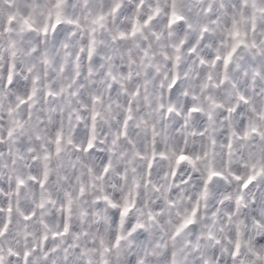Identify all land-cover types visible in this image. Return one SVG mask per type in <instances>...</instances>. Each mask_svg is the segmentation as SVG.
<instances>
[{"label": "snow or ice", "instance_id": "snow-or-ice-1", "mask_svg": "<svg viewBox=\"0 0 264 264\" xmlns=\"http://www.w3.org/2000/svg\"><path fill=\"white\" fill-rule=\"evenodd\" d=\"M0 264H264V0H0Z\"/></svg>", "mask_w": 264, "mask_h": 264}, {"label": "clouds", "instance_id": "clouds-1", "mask_svg": "<svg viewBox=\"0 0 264 264\" xmlns=\"http://www.w3.org/2000/svg\"><path fill=\"white\" fill-rule=\"evenodd\" d=\"M166 42V41H165ZM168 51L171 53V49H168ZM157 61L159 62V73L163 74L166 71L170 70L171 68V62L170 61H164L162 59V57H157ZM185 62H187V58L185 57ZM150 71H152L153 73L156 72V68L151 69ZM185 83H188V81H185ZM225 99H227V97H225ZM201 168V171L199 173H193L196 175H202L206 172V169H204L202 166H198ZM186 171H189V169L186 168ZM174 191H179V190H175ZM162 195H164V192H160V193H152L150 191L145 193V196L147 199H151V200H157L159 197H161ZM187 195H190L193 197V199H195L198 196V192L195 189H191L188 188L187 189ZM215 193L210 191V198L208 201V209L207 211H205L204 209V201H201V217H200V225L201 227H203L204 225L208 224L210 221L207 219V217L211 214L213 207H214V200H215ZM184 207H190L191 205L188 203L187 199H184ZM220 226V225H218ZM222 226L225 228V232L224 233H219V235H226L227 232V222L223 221Z\"/></svg>", "mask_w": 264, "mask_h": 264}]
</instances>
